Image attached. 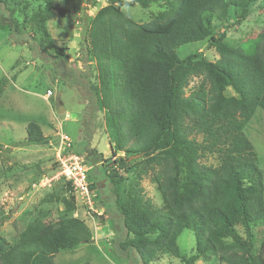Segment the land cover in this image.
I'll use <instances>...</instances> for the list:
<instances>
[{
    "label": "trees",
    "instance_id": "obj_1",
    "mask_svg": "<svg viewBox=\"0 0 264 264\" xmlns=\"http://www.w3.org/2000/svg\"><path fill=\"white\" fill-rule=\"evenodd\" d=\"M30 2L36 7L28 12ZM0 3L20 6L24 21H15V26L28 25L55 56L64 55L65 48L52 47L47 23L56 14L65 17L67 10L54 0ZM257 3L263 20L255 38L230 46L224 33L216 34L231 9L237 22L245 21ZM136 4L143 9L156 4L159 11L149 22L136 23L121 9ZM87 19L86 54L97 73L92 91L115 133L111 156L122 154L105 167L127 232L120 248L134 249L141 264L163 256L179 258L177 238L189 230L195 250L184 264L211 259L218 264H264V240L258 248L252 240V227L264 221V176L245 134L256 111L264 112V0H108ZM203 41L217 60L176 56L180 47ZM192 78L199 82L186 94ZM49 142L38 124L26 125V144ZM118 171L134 174L136 180L121 190L125 179ZM148 174L160 207L145 198L140 186ZM65 186V195L50 194L43 202L55 200L71 213L75 196L71 185ZM89 189L92 193L93 185ZM43 216L31 217L13 245L0 237V264H53L60 251L91 242L82 220L46 222ZM4 219L0 205V227Z\"/></svg>",
    "mask_w": 264,
    "mask_h": 264
},
{
    "label": "rangeland",
    "instance_id": "obj_2",
    "mask_svg": "<svg viewBox=\"0 0 264 264\" xmlns=\"http://www.w3.org/2000/svg\"><path fill=\"white\" fill-rule=\"evenodd\" d=\"M17 1V0H16ZM127 2L129 0H116ZM108 0H54L55 6L68 14H58L47 23L53 39V48H65L62 57L55 56L51 47L43 44L28 25L16 27L14 22L24 21V15L14 3H0V205L5 219L0 227V237L8 245L17 241L22 227L35 215H44L46 222L65 217L82 220L92 234L89 243L80 244L70 251H60L53 256V264H141L132 248L122 250L127 232L121 215L115 207L112 184L105 167L122 156H111L110 146L115 144L111 120L98 102L92 88L97 84L94 63L86 54V30L88 17L106 6ZM10 7L14 12L10 11ZM30 2L28 12L35 9ZM122 12L136 23H147L159 11L153 4L143 9L139 5H122ZM262 9L254 5L245 21L237 22L231 9L228 21L218 25L216 34L224 33L230 46H239L255 38L262 27ZM179 59L197 54L210 61L217 55L207 41L184 45L175 51ZM199 82L192 78L186 90L188 94ZM50 94L48 95V93ZM229 95H233L228 90ZM35 122L48 145L35 146L25 143L26 125ZM66 135L71 151L86 161L89 184L94 190L89 208L80 197H75V210L67 213L55 200L43 202L50 194L65 195V182L56 177V149L58 135ZM245 134L257 153V167L264 176V112L257 110L245 127ZM94 149L96 153H93ZM98 154L105 161L100 162ZM212 160H202L204 163ZM125 180L119 185L124 190L136 180L134 174L118 171ZM148 174L140 181L143 194L152 205L160 207L161 200ZM264 179V177H263ZM238 233L246 238L244 230ZM252 240L258 248L264 240V221L252 227ZM179 258L163 256L152 264H184L195 250V238L191 231L183 230L177 238ZM194 264H218L215 259L197 261Z\"/></svg>",
    "mask_w": 264,
    "mask_h": 264
},
{
    "label": "built area",
    "instance_id": "obj_3",
    "mask_svg": "<svg viewBox=\"0 0 264 264\" xmlns=\"http://www.w3.org/2000/svg\"><path fill=\"white\" fill-rule=\"evenodd\" d=\"M50 92L48 93V95ZM56 177L71 185L72 194L80 197L90 208L93 201L89 189L88 171L86 161L79 154L71 151V142L66 135H58L56 149Z\"/></svg>",
    "mask_w": 264,
    "mask_h": 264
},
{
    "label": "water",
    "instance_id": "obj_4",
    "mask_svg": "<svg viewBox=\"0 0 264 264\" xmlns=\"http://www.w3.org/2000/svg\"><path fill=\"white\" fill-rule=\"evenodd\" d=\"M137 157H138V156H133L132 158H135V159H136Z\"/></svg>",
    "mask_w": 264,
    "mask_h": 264
},
{
    "label": "crops",
    "instance_id": "obj_5",
    "mask_svg": "<svg viewBox=\"0 0 264 264\" xmlns=\"http://www.w3.org/2000/svg\"><path fill=\"white\" fill-rule=\"evenodd\" d=\"M90 150H94V149H91V148H90Z\"/></svg>",
    "mask_w": 264,
    "mask_h": 264
}]
</instances>
